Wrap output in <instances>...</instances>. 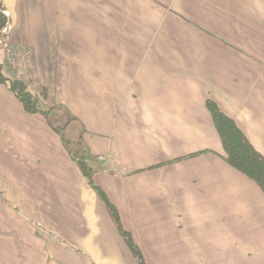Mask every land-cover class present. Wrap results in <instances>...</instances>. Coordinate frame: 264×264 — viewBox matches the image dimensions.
Returning a JSON list of instances; mask_svg holds the SVG:
<instances>
[{
  "label": "crops",
  "instance_id": "crops-1",
  "mask_svg": "<svg viewBox=\"0 0 264 264\" xmlns=\"http://www.w3.org/2000/svg\"><path fill=\"white\" fill-rule=\"evenodd\" d=\"M0 4L3 38L31 56L27 90L48 117L68 112L145 264H264V195L226 163L208 107L264 159V0ZM5 85L0 264H136L63 139Z\"/></svg>",
  "mask_w": 264,
  "mask_h": 264
},
{
  "label": "trees",
  "instance_id": "trees-1",
  "mask_svg": "<svg viewBox=\"0 0 264 264\" xmlns=\"http://www.w3.org/2000/svg\"><path fill=\"white\" fill-rule=\"evenodd\" d=\"M0 10H3L1 4ZM5 29L6 17L4 14L0 13V50H2L5 45L3 36L1 34V32H3ZM2 67L3 65L0 64V70ZM5 82L6 80L1 76L0 73V83L5 84ZM8 89L11 93H13L27 113L41 114L45 117H48L50 110L46 112L40 110L37 99L27 90V86L22 81L11 79L8 84ZM208 107L212 112L215 128L222 143L226 163L253 181L260 188L264 195V159L254 151L245 136L236 127L232 120L220 113L213 106V104H209ZM55 131L58 133V130ZM71 158L77 163L81 173L86 178L87 182L92 186L91 177L93 172L87 166L85 156L83 155L81 157H74L71 155ZM93 189L96 191L100 199L104 201L120 236L134 257L136 264H145L142 254L134 244L131 236L121 228L116 211L112 205L108 203L103 192L95 187H93Z\"/></svg>",
  "mask_w": 264,
  "mask_h": 264
},
{
  "label": "rangeland",
  "instance_id": "rangeland-1",
  "mask_svg": "<svg viewBox=\"0 0 264 264\" xmlns=\"http://www.w3.org/2000/svg\"><path fill=\"white\" fill-rule=\"evenodd\" d=\"M7 32L9 29L6 30ZM3 41L5 42V45L2 50H0V60L3 65L2 69L0 70L1 76L6 80L5 86L8 87L7 84H9V81L11 79H17L22 81L27 87L31 84V73H30V67H31V56L28 54L27 48L24 46H15L11 42L8 41V38H3ZM32 87V85H30ZM40 93L39 94H45V89L39 88ZM37 99H41L40 96L37 97ZM54 110V109H52ZM55 111V110H54ZM57 115H61V118H56ZM68 112L65 111H55L54 115H49V117L46 118V123L49 124L53 129L58 130V136L63 139L64 145L66 146V151L68 154L74 156V157H81L83 156L82 150H84V145L82 144H76L73 140H71L70 136L67 134L66 131L62 129V126L65 124V122L68 121ZM86 179V178H85ZM87 181V180H86ZM88 183V182H87ZM12 182H10L8 175L0 169V199H3L5 203L8 205L11 204L9 200L6 198L7 191L13 190L12 188ZM47 231L54 234V231L52 228L47 226ZM58 240H62L59 235H56ZM69 239V238H67ZM69 241V240H68ZM66 246L68 249L73 250V246L71 243L67 242ZM90 264H98L96 262H91Z\"/></svg>",
  "mask_w": 264,
  "mask_h": 264
},
{
  "label": "built area",
  "instance_id": "built-area-1",
  "mask_svg": "<svg viewBox=\"0 0 264 264\" xmlns=\"http://www.w3.org/2000/svg\"><path fill=\"white\" fill-rule=\"evenodd\" d=\"M5 32H6V30H5ZM4 32H1V34H3Z\"/></svg>",
  "mask_w": 264,
  "mask_h": 264
}]
</instances>
